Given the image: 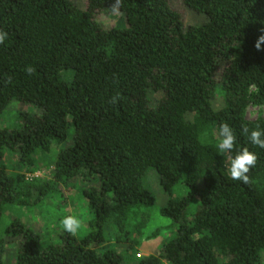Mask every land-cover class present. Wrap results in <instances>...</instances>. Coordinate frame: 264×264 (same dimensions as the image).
<instances>
[{"label":"trees","instance_id":"obj_1","mask_svg":"<svg viewBox=\"0 0 264 264\" xmlns=\"http://www.w3.org/2000/svg\"><path fill=\"white\" fill-rule=\"evenodd\" d=\"M185 10L206 21L186 23ZM118 12L124 27L97 22ZM0 30L9 34L0 45V114L13 102L34 109L0 128V160L15 152L29 169L69 142L53 180L99 179L83 191L92 214L83 238L66 232L55 244L19 221L6 228L5 237L22 241L14 264H123L96 249L108 224L125 238L142 235L155 205L150 170L169 196L160 216L176 236L135 264L261 261L264 149L241 131L264 129V118L246 119L249 107L264 105V0H86L85 10L73 0H0ZM221 122L237 134L231 153L217 148ZM244 147L257 154L248 183L227 174ZM177 185L186 194L173 198ZM47 186L0 167V220L5 207L43 197ZM4 254L0 238V264Z\"/></svg>","mask_w":264,"mask_h":264},{"label":"rangeland","instance_id":"obj_2","mask_svg":"<svg viewBox=\"0 0 264 264\" xmlns=\"http://www.w3.org/2000/svg\"><path fill=\"white\" fill-rule=\"evenodd\" d=\"M74 4L82 10H85L86 0H73ZM183 10V8H181ZM184 11V10H183ZM186 23L199 25L206 21L205 17L190 14L185 10ZM97 22L104 29L124 27L126 25L125 17L119 12L110 14H100ZM223 105L221 95H218L213 103L215 109ZM29 109V110H28ZM22 110L34 111L32 107H26L18 102H13L0 114V128H12L17 126L18 116ZM258 118H264V105L260 107H249L246 112V119L254 121ZM69 142L53 147L49 154L37 155L35 164L29 169L19 161L15 152L4 151L0 160V167L9 176L24 174L28 181L47 184L50 192L43 197H38L37 193L29 199H21L17 205L4 208L0 220V238L5 240L4 264H14L15 257L21 247V239H12L5 237V230L14 221H19L23 225L32 229L38 234L43 242L59 244L61 236L66 233L63 230L61 220L67 215H73L80 220L81 228L74 235L77 239L83 238L88 233V222L92 214L88 208V202L83 196L85 188L99 185V179H83L82 177L65 183L53 180L54 162L59 150L65 148ZM32 171V172H28ZM146 185L152 191L155 197V205L149 211L150 219L146 223L142 235H132L125 238L121 235L114 224H108L104 229V243L96 249L97 254L105 251H115L122 259L123 264H135L139 259L148 256H160L162 246L171 238L176 236L174 225L160 216V210L166 206L169 196L164 192L157 173L150 170L146 177ZM186 194L183 185H177L173 188L172 197L180 198ZM195 205H192L193 211ZM191 213V212H190ZM73 235V234H72ZM218 258L224 262L225 256L218 252ZM258 264H264V255Z\"/></svg>","mask_w":264,"mask_h":264},{"label":"clouds","instance_id":"obj_3","mask_svg":"<svg viewBox=\"0 0 264 264\" xmlns=\"http://www.w3.org/2000/svg\"><path fill=\"white\" fill-rule=\"evenodd\" d=\"M9 34L0 30V45H3L8 39ZM261 41H264V36L260 37ZM259 48V42L257 43ZM27 73H33L34 69L28 67ZM117 97L112 98V102L115 103ZM241 134H246L248 140L252 145H255L261 149H264V129L257 127L253 130H249L246 126L242 128ZM219 139L217 141V148L220 152L231 153L234 146L237 143V134L235 130L227 123L221 122L218 129ZM257 163V154L250 151L247 147L241 148L236 151V154L231 157L227 165V174L233 181H240L242 183H248L249 176L247 175L250 170ZM63 230L67 233L75 235L81 228L80 220L73 215H67L61 220Z\"/></svg>","mask_w":264,"mask_h":264}]
</instances>
